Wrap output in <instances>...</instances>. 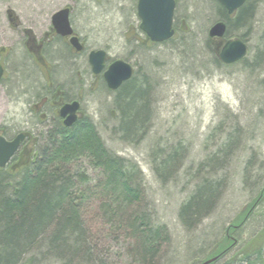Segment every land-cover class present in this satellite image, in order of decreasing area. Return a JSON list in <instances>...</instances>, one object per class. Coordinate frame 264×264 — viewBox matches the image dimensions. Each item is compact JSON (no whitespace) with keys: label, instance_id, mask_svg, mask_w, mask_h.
Segmentation results:
<instances>
[{"label":"rangeland","instance_id":"rangeland-1","mask_svg":"<svg viewBox=\"0 0 264 264\" xmlns=\"http://www.w3.org/2000/svg\"><path fill=\"white\" fill-rule=\"evenodd\" d=\"M213 1L178 0L174 40L139 46L146 38L140 28L137 0H0V54H4L2 60L7 67V79L0 85V130L7 131L8 137H15L29 124L42 128L32 112L37 94L48 89L47 79L33 67L23 48V32L27 29L43 37L52 17L62 9L74 7L72 24L88 53L104 50L110 63L122 60L130 64L135 79L151 78L150 129L144 143L136 147L114 134L119 123L114 92L103 76L97 80L88 64L82 62L85 58L74 64L73 73L64 63L75 61L63 52L48 58L53 64L59 59L63 62L54 74L56 83L73 96L83 95L84 121L94 125L107 150L123 160L131 174L130 185L140 194V200L129 202L120 213L115 199L121 194L110 192L108 187L96 188L107 179L98 164L87 157L73 163L74 171L88 175L93 189L83 209L84 228L95 254L106 264H144L136 257L138 242L125 223L127 214L147 215L153 227L166 229L168 240L159 246L153 264L206 262L226 239L233 252L229 259L237 258L235 254L264 227V208L253 214L248 208L264 185V0L257 4L252 29L232 37H244L249 48L248 65L262 53L258 69L239 63L217 66L203 49V41L209 39L210 29L219 21L209 4ZM188 34L199 44L198 62L182 47ZM19 67L30 70L34 92L27 93L30 87L14 82L13 74ZM228 135L238 139L236 152L225 171L208 177L226 178L223 198L211 218L188 232L179 222V210L199 178L205 176L206 157L229 145ZM176 144L185 149L187 159L177 180L163 185L154 170V151Z\"/></svg>","mask_w":264,"mask_h":264},{"label":"trees","instance_id":"trees-1","mask_svg":"<svg viewBox=\"0 0 264 264\" xmlns=\"http://www.w3.org/2000/svg\"><path fill=\"white\" fill-rule=\"evenodd\" d=\"M259 2L248 0L232 16L217 0L209 4L218 22L226 23V38L232 39L235 33L252 29ZM188 35L182 41V47L193 56L194 62H198L199 44ZM145 38V42L139 46H145V43L155 45ZM239 38L245 42L243 36ZM203 49L215 65L224 66L210 39L203 41ZM261 56V52L255 55L252 65H248L247 59L239 64L248 68H261ZM74 61L67 60L64 63L71 73L75 69L74 64L78 65L77 60ZM60 64L63 62L59 59L56 73L61 68ZM18 69L13 74L14 82L30 87L27 93L34 92L35 84L30 78V70L27 67ZM151 82L147 76L141 81L133 77L113 93V105L119 122L114 134L128 145L141 146L149 133L152 118ZM43 137L37 158L29 167L18 174L0 171V264H39L46 261L58 264H106L95 254L84 228L83 209L87 195L93 189L90 188L88 175L74 171L73 163L87 157L98 164L107 179L106 184L99 182L96 188L108 187L110 192L121 194L119 199H115L120 205V213L129 202L140 200V194L130 185L131 174L127 172L123 160L107 150L94 125L86 121L75 129L65 128L57 134L50 133ZM228 138L229 145L206 157L205 176L200 175L195 189L179 210V222L188 232H194L203 221L211 218L223 198L226 178L213 180L208 177L217 176L230 164L238 139L233 135H228ZM154 158L158 180L168 185L170 181L177 180L187 159V152L182 145H168L164 149L157 147ZM259 207L264 208V185L257 198L248 206L252 210L251 214ZM127 217L124 222L129 224L133 230L132 236L138 242L136 257L144 264H153L159 246L168 240L166 229L153 227L147 215L139 217L132 213L127 214ZM142 227H146L145 231ZM228 241L226 239L221 249L207 260L218 258L212 264H264V227L251 238L248 246L242 247L235 254L236 259H229L233 252ZM232 244L230 242V246Z\"/></svg>","mask_w":264,"mask_h":264},{"label":"water","instance_id":"water-1","mask_svg":"<svg viewBox=\"0 0 264 264\" xmlns=\"http://www.w3.org/2000/svg\"><path fill=\"white\" fill-rule=\"evenodd\" d=\"M248 0H218V2L227 10L228 15L232 16L239 11ZM175 0H139L137 5V15L141 20L140 28L153 43H165L172 40L175 36L174 17L176 12ZM70 9L66 8L57 12L52 20L59 34L71 36L73 29L70 24ZM227 25L225 22H218L212 26L209 31L211 40L214 42L216 50L219 53L221 62L225 65H234L247 58L249 53L248 45L240 39L226 40ZM73 42L79 43L78 39ZM107 52L104 50L93 51L90 54V65L92 73L95 76L103 74L107 87L115 92L121 86L134 77L133 67L118 60L109 67ZM4 68L0 64V83L4 77ZM80 108L78 102L67 104L61 110V117L66 118L65 126L72 127L76 122V113ZM24 135H19L14 141H8L0 136V168H5L12 157L18 151ZM217 258L210 259L202 264H212Z\"/></svg>","mask_w":264,"mask_h":264},{"label":"flooded vegetation","instance_id":"flooded-vegetation-1","mask_svg":"<svg viewBox=\"0 0 264 264\" xmlns=\"http://www.w3.org/2000/svg\"><path fill=\"white\" fill-rule=\"evenodd\" d=\"M137 0V5H138ZM176 4L178 5V1ZM218 1V0H217ZM70 11V24L73 29V34L71 36H63L59 34L51 21V26L43 35V37H37L36 34L25 29L23 32V48L27 52L29 58L33 62V67L38 68L41 73L47 79V91L45 93L37 94L36 102L34 103L33 115L38 116L39 124L41 127L29 124V127L25 128L24 131L19 132L15 137H8L7 131L3 129L0 130V136H3L8 141H14L19 135H24V139L21 142V145L12 157L10 162L5 168H0V171H5L10 174H18L22 172L25 168L29 167L31 163L37 158L38 148L42 142V137L54 133L57 134L59 130L62 129H75L77 126H80L81 123L86 119L85 113L82 109V99L83 95L78 93L77 95H71L66 88L58 85L54 79V74L56 73L57 64H53L52 60L48 59L49 56H52L56 53H64L68 55L70 59L77 60L78 63L82 59V62H86L91 69L90 65V53L87 52V46L84 39L79 33H77L72 24V14L74 12V7H69ZM177 10V7H176ZM174 29L176 31V14L174 19ZM77 38L79 43L73 42V39ZM218 42L217 39H213L212 42ZM215 44V43H214ZM4 54H0V64L4 68V77L2 82L7 79V67ZM109 62L106 63L108 67ZM96 78V77H95ZM101 76H98L96 79L99 80ZM85 80V78H84ZM81 91V86H79ZM78 102L80 108L76 113V122L72 127H66L65 121L66 118L61 117V110L67 105Z\"/></svg>","mask_w":264,"mask_h":264},{"label":"bare ground","instance_id":"bare-ground-1","mask_svg":"<svg viewBox=\"0 0 264 264\" xmlns=\"http://www.w3.org/2000/svg\"><path fill=\"white\" fill-rule=\"evenodd\" d=\"M248 2V1H247ZM225 65V64H224ZM218 259V258H217ZM217 261V260H216Z\"/></svg>","mask_w":264,"mask_h":264}]
</instances>
